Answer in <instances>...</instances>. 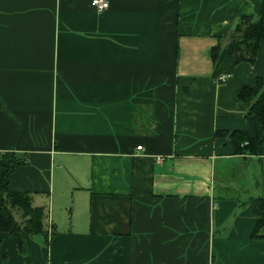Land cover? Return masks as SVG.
I'll use <instances>...</instances> for the list:
<instances>
[{
	"label": "crops",
	"instance_id": "1",
	"mask_svg": "<svg viewBox=\"0 0 264 264\" xmlns=\"http://www.w3.org/2000/svg\"><path fill=\"white\" fill-rule=\"evenodd\" d=\"M263 1L0 0V162L48 215L34 264H264V155L223 134L256 136L238 95L264 41L224 84L212 58ZM0 264H25L18 237Z\"/></svg>",
	"mask_w": 264,
	"mask_h": 264
},
{
	"label": "trees",
	"instance_id": "2",
	"mask_svg": "<svg viewBox=\"0 0 264 264\" xmlns=\"http://www.w3.org/2000/svg\"><path fill=\"white\" fill-rule=\"evenodd\" d=\"M229 38V44L226 47L219 44L213 48L212 58L215 66L213 77L215 78L230 71L241 62H255L261 43L264 41V1L260 13L256 16L242 17ZM238 100L246 106V116L255 122L256 136L252 137L243 131L223 134L232 137L237 153L262 156L264 155V77L258 78L253 86L244 85ZM245 143L248 144L245 145ZM23 163L11 153L4 155L1 159L3 175L0 183V232L5 233L6 236L18 237L19 250L25 264H34L25 234L45 236L47 246L51 238L48 237L46 228L48 215L45 209L33 205L31 194L10 189V176ZM253 207L258 221L252 239L264 240V196L254 199Z\"/></svg>",
	"mask_w": 264,
	"mask_h": 264
},
{
	"label": "built area",
	"instance_id": "3",
	"mask_svg": "<svg viewBox=\"0 0 264 264\" xmlns=\"http://www.w3.org/2000/svg\"><path fill=\"white\" fill-rule=\"evenodd\" d=\"M92 5L95 7L99 12H104L110 7V0H92ZM232 77L231 73H224L217 77L216 83L218 84H224L229 81V79ZM248 143H245L247 145ZM138 150H143V147H138Z\"/></svg>",
	"mask_w": 264,
	"mask_h": 264
}]
</instances>
